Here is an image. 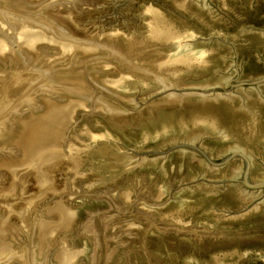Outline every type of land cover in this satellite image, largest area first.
<instances>
[{
    "label": "rangeland",
    "instance_id": "rangeland-1",
    "mask_svg": "<svg viewBox=\"0 0 264 264\" xmlns=\"http://www.w3.org/2000/svg\"><path fill=\"white\" fill-rule=\"evenodd\" d=\"M0 108V264H204L208 174L158 0H0Z\"/></svg>",
    "mask_w": 264,
    "mask_h": 264
},
{
    "label": "water",
    "instance_id": "water-1",
    "mask_svg": "<svg viewBox=\"0 0 264 264\" xmlns=\"http://www.w3.org/2000/svg\"><path fill=\"white\" fill-rule=\"evenodd\" d=\"M208 174L204 264H264V0H158Z\"/></svg>",
    "mask_w": 264,
    "mask_h": 264
},
{
    "label": "bare ground",
    "instance_id": "bare-ground-1",
    "mask_svg": "<svg viewBox=\"0 0 264 264\" xmlns=\"http://www.w3.org/2000/svg\"><path fill=\"white\" fill-rule=\"evenodd\" d=\"M7 8V7H6ZM99 46H100V44H98ZM129 47V46H128ZM79 51V50H78ZM69 62V61H68ZM53 72V71H52ZM41 73H42V71H41ZM46 73V72H45ZM54 73V72H53ZM53 76V75H52ZM51 76V77H52ZM66 77H68V76H66ZM76 77H81L82 78V76H75V79H77ZM46 79V78H45ZM83 79V78H82ZM71 80V78H67L65 81H62V82H60L59 81V83H58V85L59 86H65V88H66V86L67 87H69V88H66V89H68V90H70V92H72L74 95H79L80 94V96H81V94H83L84 92H88V91H91L90 90V86H89V88H88V86L87 85H84L82 82H77V81H70ZM58 81V80H57ZM57 81H53L52 83H54V84H57ZM86 81V80H85ZM54 86V85H53ZM92 86V85H91ZM63 88V87H62ZM56 89V88H55ZM94 90V89H93ZM96 91V90H95ZM98 91V90H97ZM56 92H59V91H56ZM85 94V93H84ZM87 94V93H86ZM97 94V93H96ZM88 96H93L92 94L91 95H88ZM82 97V96H81ZM84 97V96H83ZM85 98H87V97H85ZM89 99V98H88ZM95 101V100H94ZM47 104H49L48 102H47ZM12 107V106H11ZM10 107V108H11ZM1 109V108H0ZM9 110V109H8ZM162 112H164L163 110H161ZM181 113V112H180ZM155 116V115H154ZM174 117V116H173ZM175 118V117H174ZM174 118L173 119H171L174 123L176 122L175 120H174ZM153 119H154V121L155 120H157V117L156 118H154L153 117ZM170 120V119H169ZM168 120V121H169ZM62 121H64V120H62V119H56V120H53V123H58V122H62ZM162 122V121H161ZM163 123L164 122H162L161 123V125H159V122L157 121L154 125L155 126H160V128H166V126L165 125H163ZM169 123V122H168ZM167 123V124H168ZM145 122L143 121V123L141 124V125H143V126H145ZM149 125H153V122L151 123V124H149ZM148 125V126H149ZM162 129V130H163ZM26 131V130H25ZM24 131V132H25ZM28 131V130H27ZM158 131V130H157ZM26 134V133H25ZM46 136H47V139H48V141H51L52 139H53V135L51 134V133H49V131L47 130V132L46 133H44ZM155 135H157V136H159V135H162L161 134V131L160 132H157ZM45 137V136H44ZM43 137V139L41 140V138H40V142H39V144L37 145V146H39L40 144H44L42 141L43 140H45V138ZM55 138V137H54ZM190 138H192V136L190 135ZM37 146H35V147H37ZM34 150V149H33ZM49 150V149H48ZM46 151V150H45ZM43 152V151H42ZM49 152L50 151H47V152H45L44 153V159L46 160H42L41 162H39L38 160H37V156L36 157H32V158H30V160H29V163L28 164H26L25 166H27L28 168L29 167H31V170H33V169H35V168H38V165L40 166V164H41V168L43 169H45V168H47L48 169V165H47V160H48V158H50L52 155L51 154H49ZM94 152V151H93ZM97 152V151H96ZM53 158H54V155H53ZM52 159V158H51ZM51 159H50V161H51ZM49 161V162H50ZM50 164V163H49ZM25 170H26V168H25ZM51 177V176H50ZM46 178V177H45Z\"/></svg>",
    "mask_w": 264,
    "mask_h": 264
},
{
    "label": "flooded vegetation",
    "instance_id": "flooded-vegetation-1",
    "mask_svg": "<svg viewBox=\"0 0 264 264\" xmlns=\"http://www.w3.org/2000/svg\"><path fill=\"white\" fill-rule=\"evenodd\" d=\"M64 123V122H63ZM63 123H61V126L63 125ZM61 159V158H60ZM61 161H63V160H61ZM50 165V164H49ZM62 212H64V211H62ZM64 216V215H63ZM65 221V220H64ZM72 222H73V220H72ZM71 222V223H72ZM60 226H63V228L61 229V230H65L67 227H68V225L69 224H63V225H61V224H59ZM56 231H58V230H60V229H57V228H54ZM63 264H66L65 262H62Z\"/></svg>",
    "mask_w": 264,
    "mask_h": 264
}]
</instances>
